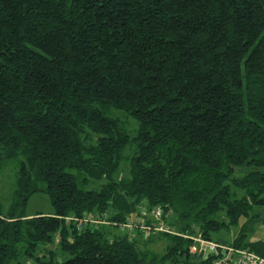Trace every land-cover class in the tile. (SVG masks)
I'll list each match as a JSON object with an SVG mask.
<instances>
[{
	"label": "trees",
	"instance_id": "obj_1",
	"mask_svg": "<svg viewBox=\"0 0 264 264\" xmlns=\"http://www.w3.org/2000/svg\"><path fill=\"white\" fill-rule=\"evenodd\" d=\"M6 167L0 264H212L179 234L115 233L140 207L262 253L264 0H0ZM35 193L52 212L26 214Z\"/></svg>",
	"mask_w": 264,
	"mask_h": 264
},
{
	"label": "built area",
	"instance_id": "obj_2",
	"mask_svg": "<svg viewBox=\"0 0 264 264\" xmlns=\"http://www.w3.org/2000/svg\"><path fill=\"white\" fill-rule=\"evenodd\" d=\"M140 214L134 219H128L127 221L120 223L118 228L121 232H131L134 229H139L145 235H156L158 232L179 234L184 237L191 238L193 240L192 244L189 246V251L193 255H200L203 258L207 255L211 256L212 264H264V241H262V253H258L252 249L234 246L230 242H221L216 240H209L201 238L198 236H190L187 231L177 232L169 224L164 222L162 218V212L160 209H154L151 211V221L146 222L145 219L146 210L142 207L139 208ZM148 217V218H149ZM93 217L92 215H84L82 218L77 219L78 225L84 222L89 223H106L109 222L104 218ZM116 224V223H113ZM264 227V223L261 224Z\"/></svg>",
	"mask_w": 264,
	"mask_h": 264
},
{
	"label": "rangeland",
	"instance_id": "obj_3",
	"mask_svg": "<svg viewBox=\"0 0 264 264\" xmlns=\"http://www.w3.org/2000/svg\"><path fill=\"white\" fill-rule=\"evenodd\" d=\"M132 133V130H130ZM12 180H13V170L10 167H6L4 171L0 172V200L5 203L6 205L9 204V193L12 189ZM263 208H260L259 206L254 207V211L260 210V216L263 218L264 216V206ZM53 211L51 202L49 200V197L44 193H35L31 195L28 199L27 205H26V214L29 216L33 215L35 212H43L45 214H49ZM262 221H257L253 225V229L249 232V234L246 236V240L249 242L253 241H264V227L261 225ZM120 228H115L114 232L118 233ZM121 232V231H120ZM223 237L228 240L231 239V233L224 234ZM50 247V246H49ZM148 247L156 250V251H163L164 242L157 239L154 240L151 244L148 245Z\"/></svg>",
	"mask_w": 264,
	"mask_h": 264
},
{
	"label": "bare ground",
	"instance_id": "obj_4",
	"mask_svg": "<svg viewBox=\"0 0 264 264\" xmlns=\"http://www.w3.org/2000/svg\"><path fill=\"white\" fill-rule=\"evenodd\" d=\"M98 220H100V218H98ZM93 224H96V223H93ZM97 225V224H96ZM167 234H170V233H167Z\"/></svg>",
	"mask_w": 264,
	"mask_h": 264
}]
</instances>
